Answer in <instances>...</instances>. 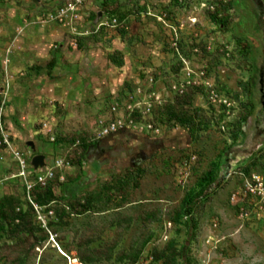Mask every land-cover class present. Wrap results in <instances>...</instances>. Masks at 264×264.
Returning <instances> with one entry per match:
<instances>
[{"label": "rangeland", "instance_id": "rangeland-1", "mask_svg": "<svg viewBox=\"0 0 264 264\" xmlns=\"http://www.w3.org/2000/svg\"><path fill=\"white\" fill-rule=\"evenodd\" d=\"M71 1L0 0V113L12 140L0 148V196L39 227L18 244L2 232L0 264H82L79 253L83 264H165L171 248L174 264H264V205L244 198L241 175L250 165L247 178L264 177V0H87L60 22ZM189 72L218 101L195 90L188 129L166 106ZM114 106L156 130L98 138ZM14 151L34 186L64 160L58 182L88 193L90 211L63 212L65 187L47 208L23 179L5 180L21 169ZM190 198L195 223L181 211Z\"/></svg>", "mask_w": 264, "mask_h": 264}, {"label": "trees", "instance_id": "trees-1", "mask_svg": "<svg viewBox=\"0 0 264 264\" xmlns=\"http://www.w3.org/2000/svg\"><path fill=\"white\" fill-rule=\"evenodd\" d=\"M256 3H259L256 1ZM257 8H260V5L257 4ZM210 18L213 22L222 23L224 22L216 12L210 13ZM52 63V61L50 62ZM199 87H189L184 93L176 98V101L173 104H168L166 106L167 113L170 119L180 122L185 127L193 128L195 125V116L192 110V102L193 96L195 94V90H198ZM263 93V91H261ZM253 116V112H249L243 119L242 127H240V133L246 132V127H250L249 121ZM134 119V118H133ZM261 133V132H260ZM264 134V132H262ZM56 141V139H55ZM73 145H76L78 142L81 144H85L84 139L73 138ZM71 161V160H70ZM73 165H77L80 161L73 160L71 161ZM250 165L243 168V172L246 175L250 173ZM58 170V169H57ZM59 172L54 171L53 179L47 181L45 186L39 184L38 186H34L31 191V196H33V201L39 206H47L50 208L52 202L59 201L58 196H56L54 187L59 185L60 187H65L63 189V194L61 197V202L63 203L62 211H66L65 208L69 209L68 214L71 215H85L90 211L92 198L88 196V193L84 192H76L70 193L66 190V185L59 183ZM19 179V178H18ZM197 202V198H190L188 201L183 203L181 211H185L187 217H190L191 222H194L193 213L195 209V205ZM21 204L18 200H16L13 196L4 194L0 197V234L2 232H7L9 238H18V243H24L25 241H31L32 238H35V233L38 231L39 227L33 223V213L24 214L20 208ZM33 206H31V212L33 211ZM197 224H194L196 228ZM84 245L83 243H79V248ZM35 244L30 246V249H33ZM93 252V251H92ZM179 255V252L175 248L170 249V254L165 259V264H174L176 257ZM79 260L83 263H90L91 260L86 257L84 254L79 253Z\"/></svg>", "mask_w": 264, "mask_h": 264}, {"label": "built area", "instance_id": "built-area-1", "mask_svg": "<svg viewBox=\"0 0 264 264\" xmlns=\"http://www.w3.org/2000/svg\"><path fill=\"white\" fill-rule=\"evenodd\" d=\"M87 0H72L70 3L65 5V10H60L58 16H56L60 22H62L65 18L67 19H72V16L70 17L68 14H78V11L76 10L78 7H81L84 5V3H86ZM80 11V10H79ZM64 18V19H63ZM183 89H181V95L184 93V89L189 88V87H203L207 90H209L211 92V95L213 96V100L214 101H218L215 96V92L212 89V86L209 85V82L205 81V79H203L201 76L198 77V79L196 78H192V74L191 72H189L187 74V78L184 79L182 85ZM221 101V100H220ZM224 104L227 105V102L224 101ZM231 104L228 103V106H230ZM117 106H114L112 111H113V115L114 118L112 117L107 123H103L102 126L100 127V132L98 133V138L103 137V136H107L110 134H113L115 132L118 131H122V130H131L134 132H138V133H142V132H150V131H155V127L152 123L149 122H144V121H137L134 120L132 117V114H129V116H126L125 114H122L121 117H119L117 112ZM133 113V112H132ZM2 120V113H0V148L4 147L12 149V140L10 135L5 134V130L2 126L1 123ZM53 140L55 141V138H53ZM14 154L16 155L17 159H19L20 164H21V169L19 172H17L16 174H12L10 177H7V179L5 180H10V179H23L25 182V185L27 187L28 190V194H30V191L32 190V188L34 187V184H31L29 181V178L27 176V172H26V168H28V166L30 165V163H26L25 160L22 159L21 153L15 152ZM62 164H64V160H60L57 164H55L53 167H48L49 171L45 172V174H42L40 176H38L37 179V183L45 186L47 184V181L50 179H53L54 177V173L53 171L56 170L57 168L61 167ZM231 173L229 174L228 178L231 177ZM242 177L245 178V182H244V198L247 199V197H255L258 198L260 202V204L264 205V177L261 175H257V174H253L252 176H250V178L246 177V174L244 172L241 173ZM3 181V180H2ZM2 181H0V184L2 183ZM240 194V192H235L232 194V200L233 202H237L238 200V195ZM3 195H1L0 197H2ZM30 196V195H29ZM36 208V205H34ZM264 208V207H263ZM37 210V208H36ZM242 211H244V209L242 208ZM245 216L244 213H242V217ZM69 259V258H68ZM70 260V259H69ZM71 264V262H70Z\"/></svg>", "mask_w": 264, "mask_h": 264}, {"label": "water", "instance_id": "water-1", "mask_svg": "<svg viewBox=\"0 0 264 264\" xmlns=\"http://www.w3.org/2000/svg\"><path fill=\"white\" fill-rule=\"evenodd\" d=\"M31 164L35 167V169L43 167L45 165V157L42 155L35 156Z\"/></svg>", "mask_w": 264, "mask_h": 264}, {"label": "flooded vegetation", "instance_id": "flooded-vegetation-1", "mask_svg": "<svg viewBox=\"0 0 264 264\" xmlns=\"http://www.w3.org/2000/svg\"><path fill=\"white\" fill-rule=\"evenodd\" d=\"M260 7L264 10L263 6H262V3H259Z\"/></svg>", "mask_w": 264, "mask_h": 264}, {"label": "crops", "instance_id": "crops-1", "mask_svg": "<svg viewBox=\"0 0 264 264\" xmlns=\"http://www.w3.org/2000/svg\"><path fill=\"white\" fill-rule=\"evenodd\" d=\"M37 156H38V155H37ZM42 156H44V155H42ZM44 157H45V156H44ZM31 163H32V162H31ZM13 174H14V173H13ZM15 174H16V173H15ZM10 176H11V175H10ZM10 176H9V177H10Z\"/></svg>", "mask_w": 264, "mask_h": 264}]
</instances>
